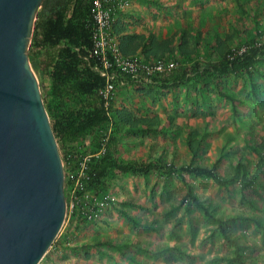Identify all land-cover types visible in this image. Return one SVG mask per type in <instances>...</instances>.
<instances>
[{"label": "rangeland", "instance_id": "374dc122", "mask_svg": "<svg viewBox=\"0 0 264 264\" xmlns=\"http://www.w3.org/2000/svg\"><path fill=\"white\" fill-rule=\"evenodd\" d=\"M146 1L149 3L134 7L121 4L113 12L110 26L115 40L121 43L120 36L133 35L136 54L141 53L147 40L158 51L171 49L166 55L180 63L179 70L193 62L202 67L205 62L219 61L222 54L230 55L251 41L264 44V0ZM44 54V62L49 64L55 51ZM49 70L45 67L34 72L40 91L47 94ZM250 71L216 78L206 76L209 73H192L191 80L170 87L140 83L117 88L112 101L116 113L93 135L98 139L110 130L108 154L116 164L161 158L174 166L214 164L217 174L229 176L241 161L251 173L257 160L254 147L264 152V61ZM220 91L235 96L234 111ZM73 103L84 104L81 99ZM52 105L47 96L48 112ZM119 116L128 125L142 119L143 124L130 130ZM147 120L149 127L144 126ZM56 144L60 152L68 143ZM182 175L215 214L255 217L256 222H229L228 231L241 243L245 264H264V164L255 182L245 190H241L237 178L218 186L208 178L186 172ZM101 185L114 194L116 204L89 222L95 233L92 240L100 246L92 264H140L135 258L142 264H235L231 261L232 247L215 225L200 209L183 201L184 187L175 172L164 175L151 170L133 175L110 167L103 171ZM69 220L64 218L37 264H46Z\"/></svg>", "mask_w": 264, "mask_h": 264}, {"label": "trees", "instance_id": "16d2710c", "mask_svg": "<svg viewBox=\"0 0 264 264\" xmlns=\"http://www.w3.org/2000/svg\"><path fill=\"white\" fill-rule=\"evenodd\" d=\"M109 31L116 39V34L114 35L111 26ZM132 37L133 35L130 34L119 37L121 43L119 41L118 46L122 55H136L147 62L171 58L166 55V53L171 52V49L163 48L158 51L154 43L149 40L144 42L141 53L136 54L137 40L133 42L132 39L134 37ZM130 43V46L127 45ZM91 49L90 0H66L64 3L52 6L50 10L46 9V0H42L40 7L35 13L27 55L33 72L45 69V67L50 68L48 72L50 79L49 93L47 94L42 90L40 93L47 112V96H50L53 101L52 108L47 115L56 143H68L63 149H70V144L80 143L86 138H89L91 145L95 147L97 145V137L93 135V132L98 130L103 124L110 123L111 115L116 113L112 105L106 112L96 93V90L104 84V77L99 74L101 68L99 59L91 54ZM47 50L55 51L54 58L49 64L44 62V53ZM259 61H264V44L251 41L248 45L243 46L241 51L237 50L230 55L228 53L226 55L222 54L219 61L205 62L202 67H199L198 62H193L189 68L182 67L180 70L179 66H177L168 76L160 79L156 78V76H151L149 81L145 78H140L138 82H135L127 78L126 86L140 83H156L163 87H170L184 84L191 80L192 73L193 75L199 74V76L209 73L206 76L210 75L213 78L225 74H236L241 71H246L250 74V69ZM118 78L120 79L121 76L119 75ZM38 85L40 88V82ZM117 85V81H114L115 89L122 88ZM219 94L230 102L232 105L231 110L234 111L235 96L226 91H220ZM78 99L83 101L84 104L82 106L81 104L73 103L74 100ZM118 120L125 123L123 117L119 116ZM140 124H143V119L134 123L130 122L126 126L130 130H134L141 127L139 126ZM148 125L149 122L147 120V123L144 122V126L147 127ZM254 151L257 154V160L251 173L247 172L243 162L238 161L234 165L231 175L222 176L216 173L214 164L206 166L191 162L174 166L172 163L163 162L161 158H155V160L147 162L127 160L116 164L109 157L107 142L105 155L96 161L91 168L95 171V184H101L103 171L110 167H116L123 173L127 172L133 175H145L151 170L164 173V175H170L175 172L184 187L183 201L200 209L205 219L215 225L222 239L232 247L233 255L231 261L235 262V264H245L242 252L239 250L241 243L236 237L230 235L228 223L237 219H251L256 222L255 217L251 214H248L247 217H242L239 214L230 216L215 214L200 201L192 184L183 177L182 172L208 178L218 186H226L230 181L237 178L240 182L241 190H245L255 182L260 167L264 164V152H261L256 147H254ZM121 253L124 254L122 251ZM124 255L133 260L132 256ZM135 260L140 264L143 263L139 258H135Z\"/></svg>", "mask_w": 264, "mask_h": 264}, {"label": "water", "instance_id": "95a60500", "mask_svg": "<svg viewBox=\"0 0 264 264\" xmlns=\"http://www.w3.org/2000/svg\"><path fill=\"white\" fill-rule=\"evenodd\" d=\"M42 0H0V264H37L65 214L64 180L27 48Z\"/></svg>", "mask_w": 264, "mask_h": 264}, {"label": "built area", "instance_id": "2783aa9c", "mask_svg": "<svg viewBox=\"0 0 264 264\" xmlns=\"http://www.w3.org/2000/svg\"><path fill=\"white\" fill-rule=\"evenodd\" d=\"M121 4L125 6L127 0H90L91 54L98 57L101 66L99 74L104 77V84L96 93L106 112L114 98V81H117V86L124 87L127 85V78L135 82L140 78L149 81L151 76L160 79L168 76L180 65L174 58L147 62L136 55L121 54L118 42L109 31L111 16ZM242 49L243 47L238 51ZM109 134L110 130L100 134L95 147L91 145L89 138H86L80 143L70 144V149L60 150L64 180V218L73 217L76 221L88 223L100 218L108 208L116 204L112 192L101 184L94 183L96 175L91 168L105 155Z\"/></svg>", "mask_w": 264, "mask_h": 264}, {"label": "crops", "instance_id": "0c3cea01", "mask_svg": "<svg viewBox=\"0 0 264 264\" xmlns=\"http://www.w3.org/2000/svg\"><path fill=\"white\" fill-rule=\"evenodd\" d=\"M145 1L146 0H127V3H130L132 6H142L143 4L146 5L149 3V1ZM134 9L135 8H133V10ZM68 220L69 224L64 234L58 242L55 243L53 252L49 256L46 264H92L91 261L93 257L96 256V254H100L98 249L100 246L97 243L95 244L94 240H92L95 233L90 229L91 226H89V222L81 223L71 218H68ZM107 251L108 250L105 249L104 254H107ZM88 252L91 253V257H88ZM125 257L127 258V256Z\"/></svg>", "mask_w": 264, "mask_h": 264}, {"label": "flooded vegetation", "instance_id": "af4514ba", "mask_svg": "<svg viewBox=\"0 0 264 264\" xmlns=\"http://www.w3.org/2000/svg\"><path fill=\"white\" fill-rule=\"evenodd\" d=\"M66 0H46V9L50 10L52 6L64 3Z\"/></svg>", "mask_w": 264, "mask_h": 264}]
</instances>
